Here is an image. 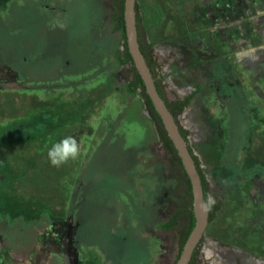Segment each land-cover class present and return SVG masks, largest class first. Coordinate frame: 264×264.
I'll return each mask as SVG.
<instances>
[{
  "label": "rangeland",
  "instance_id": "rangeland-1",
  "mask_svg": "<svg viewBox=\"0 0 264 264\" xmlns=\"http://www.w3.org/2000/svg\"><path fill=\"white\" fill-rule=\"evenodd\" d=\"M140 7L168 99L191 93L192 80L201 85L179 116L209 182V203L221 201L200 264H264L226 261L264 258V0H143ZM111 10L109 0H0V59L21 76L0 68V126L33 118L47 134L41 148L0 129V198L14 205L0 211V251L13 250L20 264L65 257L58 244L41 243L48 224L60 235L76 226L73 246L88 248L94 264L110 256L175 261L176 234L158 228L168 217L173 171L111 56ZM189 44L216 58L192 74L179 70L177 47ZM133 106L140 127L120 128ZM119 110L122 119L113 118ZM66 136L79 155L53 167L47 152ZM0 258L8 264L7 254Z\"/></svg>",
  "mask_w": 264,
  "mask_h": 264
},
{
  "label": "trees",
  "instance_id": "trees-1",
  "mask_svg": "<svg viewBox=\"0 0 264 264\" xmlns=\"http://www.w3.org/2000/svg\"><path fill=\"white\" fill-rule=\"evenodd\" d=\"M109 1L112 6L111 15H110L111 27L109 32L111 35L117 36V42H116L117 45L112 47L111 56L114 58L117 67H124V71L125 73H127V78L125 83L126 93L130 96H136L137 98H139L142 107L145 109L147 113L148 121L153 126V129L156 133L159 143L161 144L163 150L165 151L166 156L168 158V163L173 171V175H172L173 183L167 187L168 188L167 202L169 203L168 217L164 222L158 225V228L176 234V239L178 240V249H177L178 252L176 256V260H177L182 251L183 245L195 224V219L192 211L191 185L184 171L181 159L178 157L177 151L174 148L171 140L169 139L162 125L159 115L155 111L150 98L145 92L144 84L138 72L136 71L133 65L132 58L128 52L127 44H126V36H125L124 19H123L124 0H109ZM142 1L143 0H136L135 2L136 27H137V38H138L139 48L150 69L152 77L154 78L155 86L158 93L163 98V100L167 105L168 110L171 112L172 116L174 117L175 122L178 125L180 134L188 143V149L190 151V154L192 155V158L196 165V169L202 180L204 198L205 201L208 203V220H209V224H211L216 219L218 212L221 210V201L217 200L213 204L209 203V182L207 181L204 170L201 167L199 158L195 155L194 149L189 142L188 131L182 127L179 120V116L183 113V111L190 105L192 100L200 92L201 85L200 83L194 82V80H192L195 88L191 93H189L188 95L182 98H175L173 100L168 99L166 94V84L164 82L166 75H163L160 72V65L154 53L155 42L150 41L148 38V28L151 23L146 20L143 11H141L140 3ZM1 21L2 20L0 19V23H2ZM177 48H179L177 52L179 55L178 64H177L178 69L185 70L187 74H192L199 71L202 67H206L210 61L216 58L215 55L201 51L192 44L179 45ZM103 50L104 49H102V51ZM0 68L3 69L7 68L8 71L12 73L14 72L16 77H18V79L20 80L21 76L19 71L17 70L14 71L9 65L4 63L3 60L1 59H0ZM100 80L101 79L94 80V82L97 83ZM132 108H134V106L125 110V112L122 113L123 114L122 117L124 116V119L120 121L121 122L120 128L122 127V124H124V122L127 123L132 122L135 125L139 123V120L137 119L138 115L135 114L137 112L133 113ZM120 111L122 110L117 111L115 117L113 118H116L120 113ZM37 124L38 121H35L33 118L29 120L20 116L16 120H12L9 123H5V125L0 126V129L6 128L8 132H11V134L12 132L20 133L21 135L19 136H14L12 134L11 137L13 139H10L11 137L7 138L13 142H24L28 146H32L35 144L37 147L41 146L42 148L45 145V141L43 140L44 139L43 137H46L47 134H45V132H42V129L36 128ZM140 125H141V120H140ZM141 128L142 131L144 130L145 132L146 127L145 126L143 127L141 125ZM52 137L53 136L51 135L50 138ZM141 137L142 136H140V138ZM7 139H4V141ZM47 143L49 144L48 141ZM6 203H8L9 205H6ZM13 206H14L13 203H9L7 202L6 199L0 198V211L2 208L4 209L5 212L9 211ZM17 208H18L16 209L17 212H24L26 213V215H29L30 217L32 216L33 212L31 213V211H28L27 208L21 206L20 207L17 206ZM47 228L48 230H50L51 228L57 229V227L50 224L47 225ZM74 228L76 227H72L71 229L73 238L75 237V231H76L74 230ZM1 238H3V234H1ZM39 238L41 241H43V239L46 240V237H39ZM203 240L204 238L200 241V243L196 247L189 264H198L196 262L199 256V251ZM12 252L13 250L11 249L3 252L0 251V254L1 253L2 255L7 254V256L9 257L8 258L9 262H7L8 264H13V263L16 264L17 258L11 256L15 252L13 253ZM13 256H15V254H13Z\"/></svg>",
  "mask_w": 264,
  "mask_h": 264
},
{
  "label": "water",
  "instance_id": "water-1",
  "mask_svg": "<svg viewBox=\"0 0 264 264\" xmlns=\"http://www.w3.org/2000/svg\"><path fill=\"white\" fill-rule=\"evenodd\" d=\"M135 2L136 0H124L123 19L127 49L132 58L133 65L144 84L145 92L150 98L155 111L159 115L164 129L177 151L178 157L181 159L184 171L191 185L192 211L195 224L175 263L189 264L196 247L204 238L209 225L208 203L205 201L202 180L188 149V143L180 134L174 117L168 110L165 101L158 93L154 78L152 77L150 69L140 51L137 38Z\"/></svg>",
  "mask_w": 264,
  "mask_h": 264
},
{
  "label": "flooded vegetation",
  "instance_id": "flooded-vegetation-1",
  "mask_svg": "<svg viewBox=\"0 0 264 264\" xmlns=\"http://www.w3.org/2000/svg\"><path fill=\"white\" fill-rule=\"evenodd\" d=\"M179 48H177V52H178ZM178 54V53H177ZM72 227H76L74 225H69L67 226V231H65L64 233H61V235H59V232L57 229L51 228L50 230L46 231V233L44 234V237H46V240L43 239V241H41V243L43 245H47V246H51L52 244H58L60 246L61 250V256L65 255L64 258L62 257H57L56 261H51L49 262L50 264H94L95 262L92 261V258L88 256V248L86 251V248L84 246H80V251H78V248L74 247V243H78L77 237L75 236L73 238L71 229ZM164 231V230H162ZM73 238V239H72ZM124 239V237H123ZM178 241V240H177ZM178 249V247H177ZM96 253L98 255L101 256V254L99 253V251L96 249ZM177 252L176 251V255H175V260H176V256H177ZM95 253V255H97ZM90 254V253H89ZM107 257V256H106ZM199 258V257H198ZM96 260V262H103L104 264H126V262L123 259H119L116 258V256L112 257L110 256L109 258H93ZM91 260V261H90ZM138 259H135V262L132 264H144V261H146V259H143L142 261H137ZM27 261L30 262V264H43V261H38L35 258H28ZM226 261H264V258L262 259H255V258H244V259H229ZM93 262V263H92ZM147 264H153V261H146ZM150 262V263H148ZM157 264H161L162 261H156ZM154 262V264L156 263ZM176 261H170L169 264H175ZM198 264L201 263V261H199V259H197ZM16 264H20L19 261L16 262ZM102 264V263H101Z\"/></svg>",
  "mask_w": 264,
  "mask_h": 264
},
{
  "label": "clouds",
  "instance_id": "clouds-1",
  "mask_svg": "<svg viewBox=\"0 0 264 264\" xmlns=\"http://www.w3.org/2000/svg\"><path fill=\"white\" fill-rule=\"evenodd\" d=\"M80 152L76 139L66 136L62 140L54 143L47 152L49 164L53 167H60L69 160H74Z\"/></svg>",
  "mask_w": 264,
  "mask_h": 264
}]
</instances>
